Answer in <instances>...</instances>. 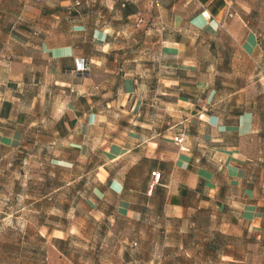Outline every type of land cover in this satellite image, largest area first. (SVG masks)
<instances>
[{"label":"crops","instance_id":"0c3cea01","mask_svg":"<svg viewBox=\"0 0 264 264\" xmlns=\"http://www.w3.org/2000/svg\"><path fill=\"white\" fill-rule=\"evenodd\" d=\"M73 1L32 2V24L9 29L0 4V145L59 147L57 161L90 174V207L148 227L118 264L241 262L240 225L264 237V74L249 4L79 0L71 14Z\"/></svg>","mask_w":264,"mask_h":264},{"label":"rangeland","instance_id":"374dc122","mask_svg":"<svg viewBox=\"0 0 264 264\" xmlns=\"http://www.w3.org/2000/svg\"><path fill=\"white\" fill-rule=\"evenodd\" d=\"M37 1L0 0L2 28L30 26L25 7ZM160 1L165 5L172 0ZM245 1L249 7L244 16L259 37L258 71L264 74V0ZM154 7L149 3L145 8L153 12ZM247 69L252 71L249 63ZM59 150L41 140L17 147L0 145V264H118L125 240L136 249L134 238L148 234V227L132 226L115 211L90 207L84 191L90 174L86 176L76 163L57 161L62 156ZM239 228L244 236L231 239V252L241 262L232 264H264V237H256L250 225ZM187 244L197 249L192 242ZM223 261L219 255L191 260L193 264Z\"/></svg>","mask_w":264,"mask_h":264},{"label":"built area","instance_id":"2783aa9c","mask_svg":"<svg viewBox=\"0 0 264 264\" xmlns=\"http://www.w3.org/2000/svg\"><path fill=\"white\" fill-rule=\"evenodd\" d=\"M79 5H80V1L79 0H74L73 3H72L71 10H76ZM201 15L204 18H207V19L212 17L211 14L206 9H203L201 11ZM231 16H232V11H231L230 7H228L226 9V12L224 14L223 19L218 23V26L221 27V28L224 27V23H225L226 18L231 17ZM75 63H76V69L77 70L84 71V70L88 69V65L83 59H76ZM185 139H186V131L184 129L180 130L173 137V140L176 143L179 144V148H181V149L184 148L183 142H184ZM151 175H152V178H153V182L158 181V179L160 177V173L158 171H152Z\"/></svg>","mask_w":264,"mask_h":264},{"label":"trees","instance_id":"16d2710c","mask_svg":"<svg viewBox=\"0 0 264 264\" xmlns=\"http://www.w3.org/2000/svg\"><path fill=\"white\" fill-rule=\"evenodd\" d=\"M80 4H81V3H80ZM79 6H80V5H79ZM79 6H78V7H79ZM78 7H77L76 10H71V8H70V13H71V14L76 13V12L78 11ZM158 172H159V171H158ZM151 173H152V172H151ZM159 178H160V177H159ZM111 182H112V181H110L109 185L111 184ZM123 188H124V186H123V184H122V185H121V191L123 190Z\"/></svg>","mask_w":264,"mask_h":264}]
</instances>
